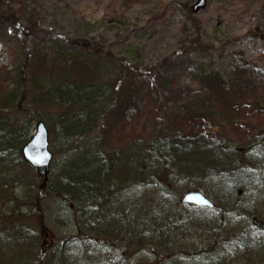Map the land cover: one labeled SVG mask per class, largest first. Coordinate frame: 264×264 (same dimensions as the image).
Segmentation results:
<instances>
[{"label": "rangeland", "instance_id": "rangeland-1", "mask_svg": "<svg viewBox=\"0 0 264 264\" xmlns=\"http://www.w3.org/2000/svg\"><path fill=\"white\" fill-rule=\"evenodd\" d=\"M132 1L0 0V14L10 8L9 11L20 20L19 27L22 31L19 33L12 30L5 22L0 21V67H6L8 71H12L11 75L19 76L20 64L15 61H21L32 50L40 53L36 57L42 59L37 60L41 67L57 57L58 64L51 72L55 74L53 78L43 70L40 71L38 81L42 84V92L51 88L57 78L62 80L64 76L61 74L69 73L75 65L77 68L87 69L101 81L121 77L130 91L135 90L133 86L139 85L141 92L137 90V100L143 97L141 93L149 87L153 90L151 100L155 113L148 121L158 132L164 131L169 125L171 116L173 119L175 115L172 111L175 107L179 109L181 117L190 114H200L205 118L214 116L217 109L209 102L204 103L202 97L197 95L211 92L220 101L218 112L220 108L224 113L229 108L241 110L234 118L233 133L230 131L224 135L220 129L222 125L216 126L219 141L245 153L244 142L239 138L246 131L245 140L253 131L252 140L263 139L264 0H206V6L197 13H191L193 0ZM32 22L35 23L32 28L34 31H24L25 26L32 25ZM68 57L74 58L76 62L73 63ZM11 89L13 96H18L22 90L14 83ZM29 102L34 103L33 98ZM137 102L136 105L140 106V102ZM7 107L8 118L13 119L16 103ZM44 107H40V117L49 121L50 149L54 153L48 181H55L63 166L69 163L71 155L67 151L68 146L74 148L77 142L84 139L97 142L101 138L99 149L102 147L109 150L105 140L111 130L118 129L117 132L128 133L133 129L139 130L146 124L144 118L134 113V106L131 104L128 108L130 113L126 112L124 116L126 122L123 119L121 126L117 123L122 113H112L110 117H103L87 137L83 138L76 136L72 129L66 133L65 120H61V117L58 119L55 114L59 111H50ZM157 107L162 108V111L157 112ZM140 109L142 113L141 106ZM251 113L256 115L255 123L243 119ZM213 122L217 125L215 120ZM35 124L36 121L25 139L28 140L34 134ZM249 124H254V129ZM80 153L81 150H75V157ZM253 155L256 161L263 162L264 145L256 147ZM15 166L16 161L10 159L5 161L2 170L10 184V195L0 200L2 233L12 230L9 214L17 208L20 209L17 212L27 215V218H21L27 220L22 224L34 226V221L31 220L33 218L29 216L33 214V208L27 202L37 184L43 183V178L31 167L29 172L26 170V176L17 167L20 178L14 181L13 172L9 168ZM251 173L256 176L252 185L245 181L241 186H233L230 195L226 193L228 199L222 204L218 203L221 208L224 203H230L241 208L242 212L249 209L264 217V191L263 195L258 191V178L263 176L261 179H264V171L256 168ZM202 176L200 173L186 174L183 168L178 175L172 177L169 183L175 193H180L178 201L183 193L190 190H201L207 194L206 191L216 185V188H221L220 184L214 185L208 180L202 182ZM147 188L153 189L151 184ZM142 190L135 188L129 193L124 192L120 200L126 204L136 203L142 196ZM154 191L157 193L158 188ZM13 199L18 204L15 205L11 201ZM54 203L53 217L50 219L52 223L48 231L51 239L46 241L47 245L54 241L57 244L58 238L70 237L76 232L68 211L56 207L59 203ZM177 210V218L182 216L180 218L183 219L180 225L184 221L188 222L182 225L183 232H177L176 236L172 233L167 239L169 252H166L168 249L151 245L138 252L127 250L123 264H236L233 245L222 242L224 237L230 238L228 234L232 231L231 228L224 231L213 228L214 217L219 212L213 214L194 206ZM241 211L235 212V215L240 214L242 217ZM88 217L83 214L81 220L85 221ZM234 224L238 226L239 223L236 221ZM196 228L199 230L194 231ZM262 248L259 254L264 253V247ZM237 252L236 255L239 254ZM122 253L123 249L116 246L114 255L121 256ZM162 254L166 257L161 258ZM243 258H247L246 255ZM262 260L263 257L251 264H263Z\"/></svg>", "mask_w": 264, "mask_h": 264}, {"label": "trees", "instance_id": "trees-1", "mask_svg": "<svg viewBox=\"0 0 264 264\" xmlns=\"http://www.w3.org/2000/svg\"><path fill=\"white\" fill-rule=\"evenodd\" d=\"M135 1L138 2H132ZM9 10L0 14V21L22 33L20 20ZM33 27L35 23L32 22L23 30L34 31ZM30 52L21 61L14 60L20 64L19 76H13L12 71L0 67V200L10 195V184L2 173L5 161H16V166L9 168L13 172L14 181L20 178L17 167L23 170L25 176L29 172V165L23 161L20 149L27 141L25 137L33 122L42 118L39 112L41 106L44 105L50 111L57 109V118L61 117L66 122V133L72 129L76 136L83 138L103 117H110L112 113H122L117 123L121 126L131 104L134 113L144 118L146 124L128 133L111 130L105 140L109 150L102 147L99 149L101 138L97 142L84 139L77 142L74 148L68 146L67 151L71 155L69 163L63 166L55 181L37 184L27 202L33 208V214L29 216L33 218L34 226L22 224L27 220L21 218H27V215L17 212L19 208L9 214L12 230L7 233L0 230V264H123L127 250L138 252L151 245L168 249L166 252H169L167 239L172 233L176 236L177 232H183L182 225L188 222L184 221L180 225L183 219L180 218L182 216L177 218V209L187 207L178 201L180 193H175L169 183L183 168L186 174L203 175L200 178L202 182L208 180L214 185L220 184V189L216 185L206 191L207 196L214 198L216 210H202L213 214L219 212L214 217V229L224 231L231 228L228 234L230 238L224 237L225 242H222L240 251L235 260L240 256V259L247 261L246 264H251L256 259H264V253L259 254L264 247V232L255 230L250 223V218L263 216L249 209L242 212L234 204L224 203L222 208L218 204L228 199L226 193L229 194L233 186H241L245 181L252 185L256 176L251 172L256 168L264 171V161H256L253 155L256 147L264 145V138L260 141L252 140L253 131L245 140L246 131L239 138L245 145L246 152L243 153L216 137V126L219 125H222L220 129L224 135L230 131L233 133L234 118L241 110L229 108L224 113L220 108L218 112L220 101L214 98L213 93H197L204 103L209 102L217 109L216 114L209 118L200 114L181 117L179 109L175 107L172 110L175 115L173 119L171 116L169 125L164 131L158 132L148 121L155 113L151 100L153 90L149 87L143 90V97L137 100L136 95L138 91L141 92L139 85L133 86L135 90L130 91L121 77L101 81L87 69L75 65L70 67L69 73L61 74L64 76L62 80L57 78L51 88L42 92V84L38 81L40 71L43 70L53 78L55 74L51 72L58 64L57 57L41 67L37 60L42 59L36 57L40 53ZM68 58L76 62L74 58ZM13 83L22 89L18 96H13ZM30 98H33L34 103L29 102V106ZM137 101L143 108L142 113L140 106L136 105ZM15 103V116L10 119L6 109L9 104ZM156 111L161 112L162 108L157 107ZM254 116L251 113L243 119L255 123ZM46 123L49 121L46 120ZM249 126L254 129V124ZM75 150H81L78 157H75ZM261 177L258 178L259 192L264 191V179ZM150 184L152 190L147 188ZM135 188L143 189L136 203L126 204L120 200L124 192L129 193ZM157 188L155 193L154 189ZM15 199L11 201L16 205ZM54 202L59 203L56 207L66 209L71 215L70 222L75 225L76 232L70 237L58 238L57 244L54 241L47 245L46 241L51 239L48 231L52 223L50 219L53 217ZM239 211L242 217L240 214L235 215ZM83 214L89 216L85 221L81 220ZM234 221L239 223L238 226H235ZM116 246L123 249L121 256L114 255ZM245 255L247 258H243Z\"/></svg>", "mask_w": 264, "mask_h": 264}, {"label": "water", "instance_id": "water-1", "mask_svg": "<svg viewBox=\"0 0 264 264\" xmlns=\"http://www.w3.org/2000/svg\"><path fill=\"white\" fill-rule=\"evenodd\" d=\"M193 6V11L203 8L206 5L205 0H197ZM22 154L26 161L42 175L45 180L49 174L53 153L49 149L48 130L42 121L36 125V133L29 142L22 148ZM183 203H192L197 206L212 208L213 204L201 192H189L183 196ZM254 224L264 230V222L254 219Z\"/></svg>", "mask_w": 264, "mask_h": 264}]
</instances>
